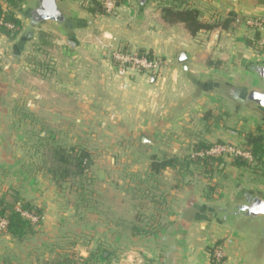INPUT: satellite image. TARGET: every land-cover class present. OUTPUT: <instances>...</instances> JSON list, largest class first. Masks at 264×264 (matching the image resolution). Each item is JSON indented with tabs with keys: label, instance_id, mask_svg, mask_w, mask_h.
<instances>
[{
	"label": "crops",
	"instance_id": "0c3cea01",
	"mask_svg": "<svg viewBox=\"0 0 264 264\" xmlns=\"http://www.w3.org/2000/svg\"><path fill=\"white\" fill-rule=\"evenodd\" d=\"M162 8L148 7L133 12L130 20L110 30L101 29L99 34L88 24L83 25L86 17L74 16L76 21L81 22L75 38L77 34L79 40L82 36L87 37L74 49L75 55L79 49H85L87 58L78 62L87 69V75H80L85 70L76 68L75 60L69 62V74L60 80H52V85L41 81H20L19 94H13L2 92L0 83V191L3 193L5 186L16 188L24 199L35 201L44 217L36 234L25 243L19 244L10 236L0 235V258L5 264H36L39 251L58 245L61 238H68L70 231L66 228L74 226L66 217L59 216L60 211L56 209L58 203L55 201L57 195L52 197L53 203L48 200L46 182L38 178L40 168L33 160L25 163L21 159L19 147L23 137L19 135L18 141H15L13 133L42 131L45 116L54 121V116L72 115L73 111L68 108L69 102L81 99L85 93L89 123L106 113L111 122L104 124V129L115 124L121 136L127 139L132 135L137 136L142 145L155 148L158 133L173 130L181 116L185 112L189 113L188 110L196 114L206 108L219 109L220 96L206 90L203 96L195 98L196 86L209 84L213 87L219 78L234 84L238 74L242 75L246 71L247 48L245 45L241 47L240 43L232 44V33L215 30L192 37L183 24L165 23ZM84 28H88L89 32L84 33ZM206 35L210 37V42L199 44L197 40ZM34 37L20 43L22 36L11 42L0 35V44L4 45L2 52L12 62L5 67L2 77L12 81L17 75L12 67L17 63L22 65L26 45ZM119 45L145 51L164 60L162 73L156 79L140 74L121 77L110 60L111 53ZM180 53H185L188 59L189 71L186 73L178 63ZM224 62L232 67L231 72L220 69V63L224 65ZM22 69L27 71L28 67ZM10 84L8 82L7 86ZM43 84L48 91L42 89ZM63 87L70 89L66 90L67 95L60 90ZM73 90L79 93L78 98L72 95ZM8 100L12 104H19L20 119H15V110L9 107ZM49 123L54 124L51 121ZM43 138L41 134L40 142H43ZM143 139L147 142L143 143ZM124 140L115 142L121 144ZM21 165H24L23 168ZM32 170L37 174L32 175ZM149 174V179L160 177V174L151 171V166ZM176 192L171 191V194L177 196L178 202L170 205L161 201L157 205L147 204L143 202V195H135L131 199L132 207L124 208L126 201L122 197L121 204L117 205L114 225L101 215L87 221V229L82 226L79 232H90L98 238L99 249L107 251L105 256L109 257L104 264H211V251L218 247L224 254L222 264H264V240L257 224L218 221L211 218L205 209L211 205L189 204L195 192L190 190L187 200L178 197ZM186 192L184 196H187ZM168 194L164 193L163 196ZM125 220H129L130 227ZM68 253L70 251L60 252L56 247H51L41 264H50L51 260Z\"/></svg>",
	"mask_w": 264,
	"mask_h": 264
},
{
	"label": "rangeland",
	"instance_id": "374dc122",
	"mask_svg": "<svg viewBox=\"0 0 264 264\" xmlns=\"http://www.w3.org/2000/svg\"><path fill=\"white\" fill-rule=\"evenodd\" d=\"M106 1L62 0L60 4L71 17H86V22H83V25L87 26L88 24V27L95 28L96 34H99L101 29L110 30L113 26L121 25L124 21L130 20L133 12L148 7L159 9L171 4V0H151L142 8L139 0H125L120 4L117 0H112L115 8L109 12L105 8ZM0 4L5 8L7 7L6 0H0ZM33 5L34 0H25V3L16 11L17 17L24 26L15 40L19 39L24 30L27 29L28 21L24 15ZM178 5L181 8L197 9L200 11L202 19L210 24H223L228 19L232 20L227 31L233 35L231 43L238 45L240 43L241 47L246 46L247 63H264V46H260V41L264 39V35H261L255 26L248 25V21L264 19V0H180ZM90 9L100 10L101 13H90ZM79 23L81 25V22ZM84 30V33L89 32L88 28H84ZM84 38L87 39L86 36H82L79 40L77 34L75 39H70L63 29L57 26H42L36 31L34 39L26 45L22 65L17 63L14 68L12 67L17 74L12 78V81L2 77L5 67L12 62H10L7 54L2 52L4 45L0 44V83L3 86L1 91L19 94L20 81H41L52 85V80H60L69 74L70 61L76 60V68L85 70L83 65H79L80 61L87 58L85 49L81 47L82 49H79L80 55L76 52L77 50L75 52L78 53V56L74 54L77 44H81L80 41H83ZM210 40V37L206 35L197 41L202 44L209 43ZM120 50L139 54V51L127 47V45H119L110 55L112 63L113 54ZM152 59L160 61L164 68V60L155 57ZM23 67H28V70H23ZM236 68L239 69V67ZM220 69L229 73L232 67L228 66L226 62L224 65L220 63ZM162 71L157 75L151 73H131L130 75L140 74L156 79ZM85 72L87 69L84 72L81 71L80 75H87ZM8 82L12 84L7 86ZM217 82L220 84L227 83L222 78H219ZM200 85L196 86L194 97L203 96L206 90L212 91L214 94L217 93L221 98L219 109L210 110L206 108L196 114L190 113L191 110H188L189 113L185 112L181 116L179 123L173 127V130L158 133L157 147L155 148L142 145L137 136L132 135L128 139L121 136L116 131L117 126L115 124L108 125L107 129H104V124L107 125L111 122L106 113L89 123L87 95L85 93L82 94L85 98L81 97L79 100L75 99L69 102L68 108L73 111L72 115L54 116V121L45 116L44 118L48 122L44 120L45 124L42 131L13 133L15 141H18L19 135L23 137L22 145L19 147L21 159L25 163L33 160L34 164L40 168L38 178L46 182L48 200L53 203L52 197L57 195L55 201L58 203L56 209L61 212V214L59 212V216L66 217L65 219L70 220L71 225H74L66 228L70 231L68 238H61L58 245L51 247H56V250L58 249L60 252L62 250L70 251V254L74 253L84 259L92 253H96L99 250L98 238L89 234L88 231L87 234L79 231L82 226L87 229V221L97 219L101 215L114 225L117 219V205L121 204L122 197L127 202H125L124 208L132 207L131 199L135 195H143V202L145 201L147 204L157 205L158 201H161L170 205L178 202L177 196L171 194V191H177L178 197L187 200L191 190L195 193H193L192 201H189V204L207 203L211 206L231 207L242 201L243 194L249 192L264 193V167L255 162L251 163L250 168H237L233 165L235 157L221 156L219 159L223 161V164L217 168L212 181L208 180L203 170L194 165L189 169L183 167L185 159L206 156L207 151L218 145L230 146L244 151L242 146L245 144V136L248 133L258 134L261 131L264 134V112H260L255 105L251 104L246 107L234 103L226 95L230 93L226 86L222 89H216L214 85L213 87H210L209 84ZM233 85L237 88H256L258 82L250 69H246L242 75L238 74ZM211 88L213 89L211 90ZM42 89L46 90L47 86L43 84ZM60 90L67 95L70 89L63 87ZM71 93L73 96H77L75 98H78L79 93L76 90ZM8 103L9 107L15 110V119H20L18 115L19 104H12L9 100ZM50 121L54 124H50ZM32 123L34 124V121ZM41 134L44 137L43 142H40ZM119 139H125V142H121L119 145L115 142ZM15 143L18 145L17 142ZM201 145L210 148L206 149ZM54 147H61L66 151L74 148L79 152H89L92 163L89 172L81 178H68L61 186L57 185L49 172L55 165ZM165 158H178L181 164L176 169L162 171L160 177L155 178L153 176L149 179L151 163L162 161ZM23 166L21 165L22 168ZM31 173L32 175L37 174L34 170ZM4 190L3 193L2 190L0 192L4 194L11 190L18 191L9 186H5ZM184 191H188L186 192L187 196H184ZM18 193L20 194L19 191ZM164 193L169 194L164 197ZM20 197L36 206L34 200L28 201L21 194ZM127 221L124 222L129 225L130 222ZM111 229L114 230L115 228L112 227ZM51 247L39 251L37 260H35L36 264H41L46 259V254L50 252ZM215 249H212L211 256ZM70 254L68 253V255ZM39 258L41 259L39 260Z\"/></svg>",
	"mask_w": 264,
	"mask_h": 264
},
{
	"label": "trees",
	"instance_id": "16d2710c",
	"mask_svg": "<svg viewBox=\"0 0 264 264\" xmlns=\"http://www.w3.org/2000/svg\"><path fill=\"white\" fill-rule=\"evenodd\" d=\"M118 4L125 0H117ZM180 0H171L169 6L162 8V19L170 25L183 24L186 30L192 37H196L201 32H212L215 29L228 31L232 20L228 19L223 24H210L202 19L200 11L193 8H181L178 5ZM25 3V0H6L7 7L0 4V19L5 23L14 26L13 29H8L5 26H0V35L5 36L9 41H14L21 33L24 24L17 17L16 11ZM181 4V3H179ZM90 13H101L100 10L90 9ZM145 51H139V56H146L152 59V54H145ZM202 146V145H201ZM209 149V146H202ZM245 152H249L252 156V161H248L243 157H235L233 165L237 168H250L251 163L255 162L259 166L264 167V134L260 131L258 134L248 133L245 136V144L242 146ZM53 158L55 161L54 167L49 171L57 185L61 186L68 178H81L89 172L91 161L90 153L87 151H76L71 149L66 151L61 147H54ZM220 157L206 155L203 157H195L193 159H185L183 167L189 169L192 165L200 170H203L204 175L208 180L212 181L217 168L221 167L223 161ZM181 164L178 158H165L162 161H154L151 164V171L154 174H160L166 169H176ZM9 191L0 196V219L7 221V226L1 235L10 236L17 243H25L30 237L36 234L38 223L41 222L43 213L42 210L31 203L24 201L18 191ZM23 212H28L32 216L38 218V223L25 217ZM130 227V224L128 225ZM107 251L97 250L88 258L84 259L72 253L70 255H60L50 264H102L108 260L106 257ZM213 253V252H212ZM109 256V254H108ZM0 264H5L0 258Z\"/></svg>",
	"mask_w": 264,
	"mask_h": 264
},
{
	"label": "water",
	"instance_id": "95a60500",
	"mask_svg": "<svg viewBox=\"0 0 264 264\" xmlns=\"http://www.w3.org/2000/svg\"><path fill=\"white\" fill-rule=\"evenodd\" d=\"M61 1L34 0V5L24 15L28 21V26L20 43L27 42L34 37L37 30L47 25H54L63 29L70 39H75V32L81 25L64 10L60 4ZM150 1L139 0V4L143 8ZM178 63L182 66L184 73L189 71L188 59L185 53H180ZM246 69H250V72L253 73L258 82V87L237 88L230 83H216L214 86L216 89H222L226 86L230 91L226 95L234 103L246 107L253 104L260 112H264V63H248ZM142 142L146 143L147 141L143 139ZM242 196V201L231 207L209 206L205 209L211 218L224 223L242 221L246 225L257 224L260 236L264 240V193L249 192Z\"/></svg>",
	"mask_w": 264,
	"mask_h": 264
},
{
	"label": "built area",
	"instance_id": "2783aa9c",
	"mask_svg": "<svg viewBox=\"0 0 264 264\" xmlns=\"http://www.w3.org/2000/svg\"><path fill=\"white\" fill-rule=\"evenodd\" d=\"M105 8L111 12L115 8L112 0H107L105 2ZM248 25L255 26L258 29V32L261 35H264V19H257L253 21H248ZM0 26H5L8 29H13L14 26L8 23H5L2 19H0ZM261 45L264 46V39L260 41ZM113 65L116 72L121 77H127L131 73H151L154 75L159 74L163 65L160 61L150 59L146 56H139V54L129 53L127 51H116L113 54ZM207 155L221 157V156H232V157H243L248 161H252V156L249 152H245L242 150H237L231 148L230 146L218 145L211 148L206 152ZM23 215L33 222H37L38 218L32 216L28 212H23ZM7 226V221L5 219H0V235L5 230ZM224 259V254L222 249L216 248L212 253V261L211 264H222Z\"/></svg>",
	"mask_w": 264,
	"mask_h": 264
}]
</instances>
